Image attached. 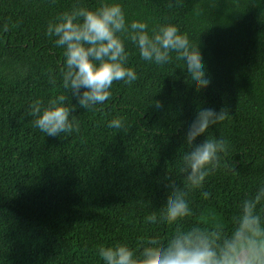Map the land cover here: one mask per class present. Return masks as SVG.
I'll use <instances>...</instances> for the list:
<instances>
[{
    "label": "trees",
    "instance_id": "1",
    "mask_svg": "<svg viewBox=\"0 0 264 264\" xmlns=\"http://www.w3.org/2000/svg\"><path fill=\"white\" fill-rule=\"evenodd\" d=\"M77 2L99 0H0V264H101L100 244L163 242L169 229L145 217L182 181L183 132L199 108L225 109L205 135L224 138L228 150L201 189L209 198L190 194L191 222L226 224L264 179V0H120L126 19L174 23L187 34L210 84L195 91L175 62L142 61L126 42L137 80L113 82L93 109L77 107L78 131L45 136L30 105L61 90L48 72L62 63L46 24ZM116 117L119 130L107 126Z\"/></svg>",
    "mask_w": 264,
    "mask_h": 264
},
{
    "label": "clouds",
    "instance_id": "2",
    "mask_svg": "<svg viewBox=\"0 0 264 264\" xmlns=\"http://www.w3.org/2000/svg\"><path fill=\"white\" fill-rule=\"evenodd\" d=\"M45 35L53 38L62 56L58 72H48V82L56 86L59 80L61 90L30 105L34 126L45 136L78 131L80 122L73 114L77 107L93 109L110 98L113 82L130 85L137 80L126 42L142 61L157 66L175 62L186 84L195 91L211 82L196 43H191L176 24L150 27L146 19L128 20L120 0H99L95 7L77 2L47 22ZM153 103L159 107V102ZM226 116L224 108H199L183 132L186 150L177 162L182 181L170 184L168 198L159 211L145 217L149 225L169 229L166 239L162 242L148 236L137 247L127 241L100 244L94 255L101 264H264V179H258L238 200L226 224L190 220L194 215L190 194L199 191L207 200L210 193L201 189L207 178L227 163L222 159L227 141L205 135ZM107 126L119 130L123 119H110ZM200 136L204 137L202 142L194 143Z\"/></svg>",
    "mask_w": 264,
    "mask_h": 264
}]
</instances>
